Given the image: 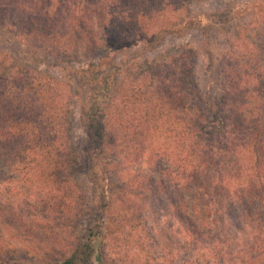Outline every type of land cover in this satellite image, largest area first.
I'll return each instance as SVG.
<instances>
[{"label":"trees","instance_id":"obj_1","mask_svg":"<svg viewBox=\"0 0 264 264\" xmlns=\"http://www.w3.org/2000/svg\"><path fill=\"white\" fill-rule=\"evenodd\" d=\"M29 1L0 0V32L10 7L48 53L88 56L183 28L152 19L169 0ZM170 1L175 10L184 2ZM262 45L235 52L232 83L215 98H204L192 67L178 61L125 89L132 109L111 106L124 86L111 95L86 77L82 145L71 134L68 98L54 103L56 83L8 65L0 52V264H122L104 252L113 232L117 253L136 257L127 264H264ZM188 54L181 48L178 56ZM80 165L88 168L83 183L72 175ZM40 184L43 211L26 195ZM84 216L94 223L77 234Z\"/></svg>","mask_w":264,"mask_h":264},{"label":"rangeland","instance_id":"obj_2","mask_svg":"<svg viewBox=\"0 0 264 264\" xmlns=\"http://www.w3.org/2000/svg\"><path fill=\"white\" fill-rule=\"evenodd\" d=\"M5 3L7 6L31 4L29 0H7ZM167 5L159 18L154 15L152 19L177 22V26H183L182 29L161 33L149 42L135 43L132 46L118 49L102 47L88 56L79 51L77 57L71 56L68 52L66 54L48 53L43 41L25 36V29L16 22L17 12H12L8 7L3 20L4 28H1L0 32V52L8 65L12 62V65L15 64L23 70L35 73L38 77L42 76L43 81L50 78L56 83L54 86L59 97H55L54 103L63 105L65 97L68 98L66 107L73 118L71 134L73 139L78 140L82 145L87 130L84 114L90 107L92 96L90 88L85 83L86 77L91 79L94 76L106 83L109 90L112 89L111 95L115 94L117 87L124 86V90L117 95V98H114L113 105L109 99H106V106L109 105L107 109L118 104V107L124 105L125 108L132 109L137 106L126 99L125 89L134 85L135 80L142 84H149L148 71L155 69L161 71L166 68V64L168 66L166 69L174 70L177 67L175 61H178L181 62L179 66L186 64L192 67L196 84L202 92L201 95L204 98H207V95L215 98L232 83L233 78L229 72L234 71L239 65L236 51L246 50L247 53H253L259 49L261 42L264 50V0H184L182 4H178L177 10L173 6V1H167ZM37 17L33 16L37 22H40ZM185 22L189 23L185 25ZM239 33L241 37L237 39L236 36ZM181 48H186L190 54L180 58L178 53ZM261 64L264 66V59ZM61 91L65 93L63 96ZM121 93L124 95L122 96ZM61 108L62 106L60 110ZM215 110L218 108H214ZM96 111L100 116V110ZM103 122L106 123V119ZM74 170L72 175L78 182L83 183L87 180V166L80 165ZM50 185L56 187L54 183L50 182ZM41 186L40 184L31 190L34 193L31 194L32 196L26 194L29 203L34 204L36 201V205L39 203L38 211H43L46 201L42 198L44 187ZM86 189L90 191L91 196L97 193L90 184L86 185ZM126 205L128 206L129 202ZM89 223L94 221L86 216L80 218L76 224V233H81ZM28 224L37 226L36 224L44 225V222L42 220L37 223L33 220ZM142 229L138 227L136 230L140 232ZM114 235L113 232L107 236L110 247L104 252L111 259L122 257L123 260L117 259V263L127 264L131 258L136 259L129 249L117 253L114 249L118 246L115 245ZM118 235L120 237L119 233ZM125 252L130 256H124Z\"/></svg>","mask_w":264,"mask_h":264}]
</instances>
